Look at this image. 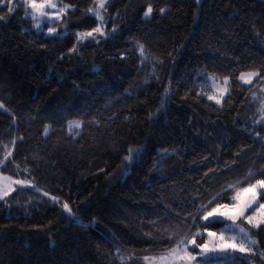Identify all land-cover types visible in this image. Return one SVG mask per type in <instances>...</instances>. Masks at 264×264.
<instances>
[{"label": "trees", "instance_id": "trees-1", "mask_svg": "<svg viewBox=\"0 0 264 264\" xmlns=\"http://www.w3.org/2000/svg\"><path fill=\"white\" fill-rule=\"evenodd\" d=\"M58 1L55 36L0 10V173L32 183L0 202V264H149L225 229L201 205L264 179V0H109L107 37L85 43L94 0ZM208 77L230 81L220 105ZM250 234L252 253L212 264H264Z\"/></svg>", "mask_w": 264, "mask_h": 264}, {"label": "snow or ice", "instance_id": "snow-or-ice-1", "mask_svg": "<svg viewBox=\"0 0 264 264\" xmlns=\"http://www.w3.org/2000/svg\"><path fill=\"white\" fill-rule=\"evenodd\" d=\"M108 0H94V3L97 5L95 9L90 8L88 11L92 13L95 18H98L103 24L104 16L101 14V10L107 11L105 5ZM199 2V0H197ZM7 7L8 14H11L15 11L16 7H25V15L31 16L33 19L37 21L36 27H40V23L43 22V18H48L49 20L55 19L60 20L61 17L59 15H52L46 9H56L57 5L53 2V0H22V4L16 5L13 0H0V10L4 7ZM68 5H64L59 8V12L63 13L68 9ZM30 9L31 11H28ZM153 9L151 5L148 6L147 11H145L144 16L147 18L151 15ZM161 12L165 10L160 9ZM5 17L0 15V20H4ZM115 30V29H114ZM54 28H49V33L54 32ZM93 33H99L103 35V31L101 27H96L92 32L79 33L80 39L83 40L86 37H92ZM140 54L145 59H147V55L145 53L144 45L139 46ZM75 51V49H73ZM246 75L248 79H246ZM259 76V72L256 73H241L239 79L245 81V83H251V78ZM224 83L227 84V78H225ZM223 95V93H221ZM213 96H209L208 99H213ZM216 103H221L220 99L216 100ZM4 106L0 104V108ZM261 112L264 113V106L261 108ZM261 120L264 121V115L261 116ZM259 122V121H258ZM75 126L79 127V122H75ZM14 143V142H13ZM130 152L133 150L130 149ZM11 156V152H9L5 156V160ZM126 159L131 160L132 157L128 156ZM0 164H3V161H0ZM261 176H264V170H261L259 173ZM254 173L249 172L245 177V180L251 181L255 178ZM23 184V181H12L11 177H0V200H3L6 196L9 195L10 191H14L15 189L11 188V184ZM239 181L236 185H229L235 195L231 197L230 204H221L215 203L209 210V205H213V201H216L220 198V194L213 197L212 200L208 202V205H201V209L198 211H202L203 215L201 219L204 221H209V218H212L211 223H222L224 219L233 221L232 225H229L227 228L222 229L219 236L215 233L209 232L207 235V239L204 240L201 244L195 243V237L203 236V233H195L192 239H180L176 246L166 250L161 253L158 257H144V260L149 261V264H175L177 260L182 261L183 264H195L197 261V257L192 255L189 252V245H193V251L196 249H200L199 255L202 259L199 261V264H212V260H230L235 259V256L222 255L227 252H240V253H252L253 247L258 245V241L251 238L248 231L245 228L240 227L235 224V221L243 218L247 224L251 225L252 229H257L264 231V201L259 199L260 196H264V179H255V183L249 182L246 187H238ZM251 192L252 195L249 196L246 200L241 199L243 193ZM47 195V193H45ZM54 201L55 197L52 198ZM65 209H68L67 203L63 204ZM247 213V215H245ZM226 231L238 232L239 242L237 243V236H228L225 237L224 233ZM249 245V247H245V243ZM211 245V248L208 246ZM212 252L214 255H209L208 253ZM261 257H264V251L260 252Z\"/></svg>", "mask_w": 264, "mask_h": 264}, {"label": "rangeland", "instance_id": "rangeland-1", "mask_svg": "<svg viewBox=\"0 0 264 264\" xmlns=\"http://www.w3.org/2000/svg\"><path fill=\"white\" fill-rule=\"evenodd\" d=\"M109 1V0H108ZM13 2L16 4V5H20L22 4V0H13ZM53 2L57 5V8L56 9H46L47 11H49L52 15H59L61 17L60 20H55V19H51L49 20L48 18H43V22L40 23V27L37 28L35 25L37 23V21L35 19H33L30 15L29 16H26V19L30 20L32 22V27L33 29L39 33V34H43L44 36H55V35H58L60 34L62 31H65L66 33V29L64 27H62L61 23L63 22L64 20V17L66 15V11L61 13L59 12V8L63 7L64 5L66 4H62L61 2H59L58 0H53ZM108 3V2H107ZM19 7V6H18ZM97 7V5H96ZM106 7V5H105ZM17 8V7H16ZM25 8V7H24ZM70 7H68L69 9ZM28 11H31L30 9H28ZM101 14L104 16V10L102 9L101 10ZM151 17V15L149 17H147V19H149ZM98 19V18H97ZM98 22H99V27L102 28V31H103V35L99 34V33H93V36L92 37H86L85 39L81 40L80 39V36L78 35V41L81 42V43H85L87 42L88 40H90L91 38H105L107 37L108 33H107V29H106V21H105V17H104V22L103 24H101L100 20L98 19ZM49 28H54L55 31L52 32L51 34L49 33ZM92 32V31H91ZM63 33V32H62ZM258 76H255V77H252L251 78V83H245V81L243 80H240V83L243 84V85H246V86H250L254 83V81L257 79ZM246 79H248L247 75H246ZM207 80L209 81V83L207 84H204L203 86V89H202V93L203 95L208 99L209 96H213L214 98L213 99H208L214 103H216V100L217 99H220L221 100V103L224 101V99L227 97V95L229 94V84H230V81L229 79H227V84L224 83V80H218V79H215V78H211V77H208ZM221 93H223V95H221ZM221 103H216L218 105H220ZM72 127L75 126V123H72L71 124ZM0 177H9L7 175H3L2 173H0ZM11 180L12 181H22V180H17L15 178H12L11 177ZM24 183L23 184H15V183H12L10 186L12 189H15L14 191H10L9 192V195L6 196L3 200H0V202L2 201H6L18 188L20 187H31L32 183H29V182H26V181H23ZM252 193L251 192H247V193H243L242 194V201L243 200H246L249 196H251ZM262 196L259 197V199H261ZM66 211L70 212V208L68 207V209H66ZM247 215V213L245 214ZM212 221V218L210 217L209 218V221H204L205 223H211ZM226 223V226L225 228H227L229 225H232L233 224V221L231 220H227V219H224V221ZM235 224L236 225H239L240 227H243L245 228L246 231L249 232V234L252 232V227L251 225L247 224L246 221H244L243 218L241 219H238L235 221ZM209 232H212V233H215L217 236L220 235L221 231L220 232H215V231H211V230H208L207 233H206V237L208 235ZM225 237H228V236H237V243L239 242V233L238 232H231V231H226L224 233ZM251 236V234H250ZM252 239H254L252 236H251ZM255 240V239H254ZM196 244H198L197 241H195ZM209 248H211V245L208 246ZM245 247H249V245L247 244V242L245 243ZM194 246L193 245H189V252L192 253V255L196 256L197 258H199V260L197 261H200V259H202V257L199 255L200 253V249H199V252H193ZM210 256L211 255H214V253L212 252H209L208 253ZM226 253L222 254V255H225ZM197 262H195L196 264ZM175 264H183L182 261H179L177 260L175 262Z\"/></svg>", "mask_w": 264, "mask_h": 264}]
</instances>
